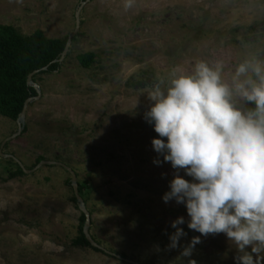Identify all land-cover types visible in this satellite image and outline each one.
Wrapping results in <instances>:
<instances>
[{
  "label": "rangeland",
  "instance_id": "obj_1",
  "mask_svg": "<svg viewBox=\"0 0 264 264\" xmlns=\"http://www.w3.org/2000/svg\"><path fill=\"white\" fill-rule=\"evenodd\" d=\"M79 7L65 57L31 81L38 94L2 146L18 126L0 117V153L26 171L39 157L70 168L85 186L89 235L107 253L71 245L80 211L65 169L42 165L8 178L17 163L0 156V264H233L223 234L201 236L181 255L200 234L187 228L182 204L162 201L174 170L152 150L158 137L143 117L148 91L173 68L224 60L229 81L248 55L264 59V0H0V25L62 39ZM87 52L94 61L85 69L76 57ZM177 217L186 235L169 249Z\"/></svg>",
  "mask_w": 264,
  "mask_h": 264
},
{
  "label": "clouds",
  "instance_id": "obj_2",
  "mask_svg": "<svg viewBox=\"0 0 264 264\" xmlns=\"http://www.w3.org/2000/svg\"><path fill=\"white\" fill-rule=\"evenodd\" d=\"M225 66L201 60L190 72L173 68L148 91L143 118L158 137L152 150L174 170L162 201L182 204L187 228L200 234L181 255L190 256L201 236L223 234L233 264H264V59L248 55L229 81ZM183 224L184 217L170 223L169 249L186 235Z\"/></svg>",
  "mask_w": 264,
  "mask_h": 264
},
{
  "label": "trees",
  "instance_id": "obj_3",
  "mask_svg": "<svg viewBox=\"0 0 264 264\" xmlns=\"http://www.w3.org/2000/svg\"><path fill=\"white\" fill-rule=\"evenodd\" d=\"M66 39L67 37L46 38L40 30H35L30 35H22L12 26L0 25V117L16 122L25 100L36 96L35 89L26 83L27 77L36 71L32 81L38 73L56 71ZM76 59L82 68L88 69L94 61V54H79ZM247 107L250 106L245 104V108ZM42 160L41 157L37 158L36 164ZM24 175L17 164L14 170L8 172V178ZM67 183H70V180H67ZM84 188V184L77 185V193L82 198ZM72 201L76 202L74 195ZM84 220V215L80 212L77 236L71 240V245L103 252L92 247L85 239L82 231Z\"/></svg>",
  "mask_w": 264,
  "mask_h": 264
},
{
  "label": "water",
  "instance_id": "obj_4",
  "mask_svg": "<svg viewBox=\"0 0 264 264\" xmlns=\"http://www.w3.org/2000/svg\"><path fill=\"white\" fill-rule=\"evenodd\" d=\"M86 1H88V0H84V2H86ZM79 10H80V7L78 8V11L75 13V28H74L73 32H72V33L67 37V39H66V43H65L64 49H63V51H62V53H61V55H60V58L58 59V62H59V63H60V62L62 61V59L65 57L66 52H67V50H68V47H69V45H70L71 39H72V37L76 34V32H77V30H78V22H79V21H78V13H79ZM35 73H36V71L33 72V73H31V74L27 77V82H26L27 85H30V86H31V78H32V76H33ZM33 88L35 89L36 94H38V90H37L35 87H33ZM30 101H31V98H28L27 100H25V102H24V104H23V107H22V110H21L20 114H19L18 117H17V120H16V123H17V126H18V131H17V133H16L15 135H12L11 137L5 139V140L2 142L1 146L6 142V140L8 141V139H10V138H14L16 135H18V134L20 133V131H21L22 127H23V123H24L25 111H26V108H27L28 103H29ZM0 148H1V147H0ZM0 156H1V157H6V158H8V159L11 158V157H9V156L2 155L1 153H0ZM11 159H13V158H11ZM13 160H14V161L17 163V165L21 168L20 163H18L15 159H13ZM42 165H57V166L62 167L63 169H65V170L69 173V175H70V185H71V187H72L73 195H74V197L76 198V202H77V206H78L79 211L84 215V218H85V220H84V224H83V228H82V231H83L84 237H85V239L88 241V243H89L92 247H95V248H97V249H100V250L104 251L102 248H100L99 246H97V245L95 244V242L92 240V238H91L90 235H89V232H88V227H89V222H90V221H89V214H88V211H87L86 208H85V205H84L82 199L79 197V195H78V193H77V185H76V181H75L76 177H75L74 172H73L70 168L66 167L65 165H62L61 163H56V162L53 163V162H46V161H41V162H39V163L37 164V166H36L34 169L30 170V171H26V170H24V169H22V170H23L24 173H29V172H33L35 169H37L38 167H40V166H42ZM104 252L107 253L106 251H104ZM117 258L120 259V257H117ZM127 262H128L129 264H136L135 262H132V261H127Z\"/></svg>",
  "mask_w": 264,
  "mask_h": 264
}]
</instances>
